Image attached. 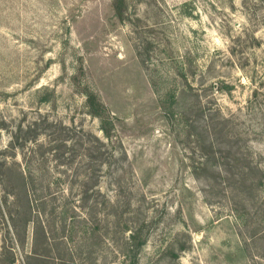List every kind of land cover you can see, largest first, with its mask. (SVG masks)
Here are the masks:
<instances>
[{
    "label": "rangeland",
    "instance_id": "obj_1",
    "mask_svg": "<svg viewBox=\"0 0 264 264\" xmlns=\"http://www.w3.org/2000/svg\"><path fill=\"white\" fill-rule=\"evenodd\" d=\"M132 262L264 264V0H0V264Z\"/></svg>",
    "mask_w": 264,
    "mask_h": 264
},
{
    "label": "trees",
    "instance_id": "obj_2",
    "mask_svg": "<svg viewBox=\"0 0 264 264\" xmlns=\"http://www.w3.org/2000/svg\"><path fill=\"white\" fill-rule=\"evenodd\" d=\"M112 7L117 16L119 17L122 16L123 8H124V0H112ZM92 100H93V96L89 95L87 98V102L89 106L91 105ZM129 264H134V263L132 262Z\"/></svg>",
    "mask_w": 264,
    "mask_h": 264
}]
</instances>
